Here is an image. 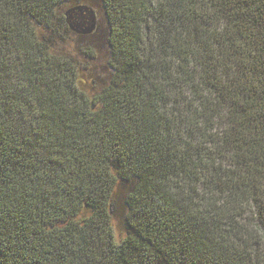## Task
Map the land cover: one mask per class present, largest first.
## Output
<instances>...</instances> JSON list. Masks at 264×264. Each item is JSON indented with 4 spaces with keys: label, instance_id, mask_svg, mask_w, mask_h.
Returning a JSON list of instances; mask_svg holds the SVG:
<instances>
[{
    "label": "trees",
    "instance_id": "trees-1",
    "mask_svg": "<svg viewBox=\"0 0 264 264\" xmlns=\"http://www.w3.org/2000/svg\"><path fill=\"white\" fill-rule=\"evenodd\" d=\"M70 1L0 0V264H264V0H99L89 79Z\"/></svg>",
    "mask_w": 264,
    "mask_h": 264
},
{
    "label": "rangeland",
    "instance_id": "rangeland-1",
    "mask_svg": "<svg viewBox=\"0 0 264 264\" xmlns=\"http://www.w3.org/2000/svg\"><path fill=\"white\" fill-rule=\"evenodd\" d=\"M87 7L92 9L95 14V20L92 21L91 17L94 15L93 13L87 14L85 12V19L86 22H93L94 29L91 32H71L70 34L66 35V39L64 41L61 40L59 43V50L64 53H70L74 56L83 67V74L85 78L91 77L92 75H105L107 72L106 68V49L101 48L100 50L96 49V56L92 58L90 55H85L84 51L86 48L92 47L95 48L96 46L101 45L102 41L101 36L105 34V22L102 19V10L100 8L99 0H73L70 2L65 3L59 8V14L66 18V14L71 9H76L79 7ZM73 15V14H71ZM70 16V15H69ZM67 16V17H69ZM71 24L75 25L76 19L70 20ZM87 23L84 26H88ZM69 24V23H68ZM69 27L72 28L70 25ZM90 33V34H89ZM89 34L88 36H86ZM86 36V37H84Z\"/></svg>",
    "mask_w": 264,
    "mask_h": 264
},
{
    "label": "water",
    "instance_id": "water-1",
    "mask_svg": "<svg viewBox=\"0 0 264 264\" xmlns=\"http://www.w3.org/2000/svg\"><path fill=\"white\" fill-rule=\"evenodd\" d=\"M93 27H94V25L90 29H88L87 32L92 31L93 30Z\"/></svg>",
    "mask_w": 264,
    "mask_h": 264
}]
</instances>
